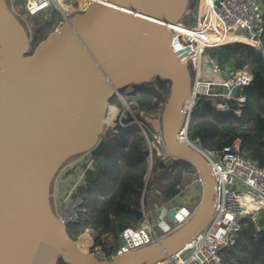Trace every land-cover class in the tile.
<instances>
[{
    "label": "water",
    "instance_id": "95a60500",
    "mask_svg": "<svg viewBox=\"0 0 264 264\" xmlns=\"http://www.w3.org/2000/svg\"><path fill=\"white\" fill-rule=\"evenodd\" d=\"M191 5L95 0L31 53L32 32L10 0H0V264H156L208 226L216 212L215 174L202 153L177 139L195 81L191 62L182 63L170 44ZM157 78L170 84L158 118L167 154L200 173V201L191 210L184 204L170 209L168 219L177 223L176 212H182V223L155 241L144 231L127 238L120 225L115 256L86 252L57 215L55 182L71 160L106 150L111 98ZM122 101L132 124L142 127L140 114ZM179 194L176 188L173 197ZM143 219L142 206L136 221Z\"/></svg>",
    "mask_w": 264,
    "mask_h": 264
},
{
    "label": "built area",
    "instance_id": "2783aa9c",
    "mask_svg": "<svg viewBox=\"0 0 264 264\" xmlns=\"http://www.w3.org/2000/svg\"><path fill=\"white\" fill-rule=\"evenodd\" d=\"M192 1L190 10L194 22L186 20L185 16V20L176 24L170 44L171 50L182 63L191 62L195 81L177 132V139L182 145L189 144L210 161L209 165L213 169L218 187L215 199L216 212L208 226L195 237L197 240L193 239L182 250L156 264H224L221 252L235 245L245 225L251 224L257 234L264 231V165L243 155L240 139H236L232 145L224 149L212 150L204 147L200 138H191L189 135L193 111L203 98L211 101L218 112L242 116L247 104L245 90L255 79L252 70L248 67L223 69L216 58L206 55V51L232 44H245L261 49L264 37V0ZM10 2L13 11L23 20L24 13L31 18H51L57 13L64 21L73 15L86 12L95 0H74L75 3L71 4H66L64 0H10ZM237 88L238 93L234 95ZM138 113L141 115L146 112L140 110ZM153 115L158 119L160 113ZM123 120V116H119L116 127H125ZM142 132L149 151V169H153L155 156L165 160L171 159L167 154L160 129L152 131L144 128ZM94 169V158L90 154L83 155L67 164L55 182V209L67 229L69 225L79 220L84 203L80 193L87 188L88 173ZM151 177L152 173L148 170L145 177L147 185ZM183 180L189 183L187 185L181 183L177 187L180 194L188 193L189 186H195L201 192L203 181L195 168L184 171ZM157 194L156 191L148 190L147 186H144L142 193L144 219L138 229H126L125 237L131 238L135 233L144 231L151 241H155L182 223L180 217L185 216L182 212H176L177 223L172 222L170 225L166 221L170 209L177 207L174 205L175 197L159 203L156 200ZM184 206L190 209L185 204ZM147 209L152 212L159 210L161 213L156 228L149 221ZM86 234H90L89 230ZM113 256L115 254L109 258Z\"/></svg>",
    "mask_w": 264,
    "mask_h": 264
},
{
    "label": "trees",
    "instance_id": "16d2710c",
    "mask_svg": "<svg viewBox=\"0 0 264 264\" xmlns=\"http://www.w3.org/2000/svg\"><path fill=\"white\" fill-rule=\"evenodd\" d=\"M62 21L63 18L54 13L50 20L42 24L36 22L31 53ZM211 50L223 69L248 67L255 79L245 90L247 104L241 117L218 112L211 101L203 98L193 111L189 135L200 138L203 146L212 150L224 149L240 139L243 155L264 165V37L261 49L232 44ZM133 87L136 89L134 94L124 91L120 94L134 110L150 114L161 112L170 89L168 81L157 78L149 84ZM114 104L116 107L122 105L116 95L110 100V106ZM123 122L125 127L117 126L104 138L106 150L93 157L95 169L88 173V186L80 193L84 203L79 220L68 227L70 238L76 242L87 230H94L97 234L95 246L107 252L113 247L107 248L106 241L115 240L117 248L108 256L118 251L120 225L126 229L139 228L136 211L142 206L145 177L149 170V151L142 131L137 124L128 125L132 118ZM186 170L191 171L193 167L181 160L155 156L147 189L158 193L157 202H166L173 198ZM221 257L224 264H264V231L256 234L251 224L245 225L235 245L223 250ZM59 264L68 263L60 260Z\"/></svg>",
    "mask_w": 264,
    "mask_h": 264
},
{
    "label": "rangeland",
    "instance_id": "374dc122",
    "mask_svg": "<svg viewBox=\"0 0 264 264\" xmlns=\"http://www.w3.org/2000/svg\"><path fill=\"white\" fill-rule=\"evenodd\" d=\"M66 4H71V3H75L74 0H64ZM18 8H21L20 6H18ZM193 12H195V10L193 9ZM25 15V23L27 24L28 26V29L29 31L32 32V34L34 33V24H42L44 23L46 20H50L51 18L49 17H34V18H31L29 17L26 13H24ZM192 13H191V10L188 9L187 13H186V20L188 19L189 21L191 22H194V18L192 17ZM185 20V19H184ZM33 22V23H32ZM206 55H209V56H212V50H207L206 51ZM119 97V96H118ZM119 99L121 100L122 102V105L121 107H116L115 105L117 104H114V106H110V110H109V113H108V117L106 119V130H107V134L110 133V132H113L116 128V125L118 123V118L119 116H123L124 118V121L129 118H132L131 115H129V110L126 108V106L123 105V101L124 98L123 97H119ZM125 101V100H124ZM131 109L135 112V114L137 115V113L139 112L138 110H134V108H132V104H131ZM140 121L142 122V127L143 129L145 128H148L150 130H154L156 131L160 129L159 127V123H158V119L156 118V115H153V114H150V113H144V114H141L140 115ZM134 121V119L132 118V122ZM132 122L128 125H132ZM135 124V123H134ZM124 125H126L124 123ZM139 126V125H138ZM142 127L139 126L140 130L142 131ZM143 133V132H142ZM107 136V135H106ZM73 160H71L69 163H72ZM68 163V164H69ZM189 192L186 193V194H180L178 196L175 197V203L174 205L175 206H181L183 203L188 206V207H195L197 205V203H199L200 201V190L195 187V186H189ZM147 215H148V218H149V221L151 222L152 225L155 226V228L157 227V221L160 219L161 217V213L159 210L155 211V212H152L150 211L149 209H147ZM166 221L172 225L173 223L168 219L166 218ZM257 234V233H256ZM96 232L94 230H92L90 232V234L88 235H82V237L77 241L80 245V247L86 251V252H97V251H100L102 252L106 258H109L108 254L115 251L116 248H117V245H116V242L115 240L113 239H109L106 241V246L107 248H110V247H113L112 251L110 252H107L104 248L102 247H98V246H92L90 247L91 245H93V242L96 240Z\"/></svg>",
    "mask_w": 264,
    "mask_h": 264
},
{
    "label": "flooded vegetation",
    "instance_id": "af4514ba",
    "mask_svg": "<svg viewBox=\"0 0 264 264\" xmlns=\"http://www.w3.org/2000/svg\"><path fill=\"white\" fill-rule=\"evenodd\" d=\"M33 23V22H32ZM35 25V24H34ZM122 91H124V92H127L128 94H134L135 92H136V89L134 88V87H129V88H127V89H125V90H122ZM121 92V91H120ZM138 114V113H137ZM109 134V133H108ZM107 134V135H108ZM106 137V136H105ZM105 137H103L102 138V140H104V138ZM95 243H96V240L93 242V245L92 246H95ZM91 246V247H92ZM119 248V247H118Z\"/></svg>",
    "mask_w": 264,
    "mask_h": 264
},
{
    "label": "crops",
    "instance_id": "0c3cea01",
    "mask_svg": "<svg viewBox=\"0 0 264 264\" xmlns=\"http://www.w3.org/2000/svg\"><path fill=\"white\" fill-rule=\"evenodd\" d=\"M188 183H189V182H188L187 180H185V181L182 180V184H183V185H187ZM142 206H143V204H142ZM142 206H141V208H142ZM137 224H138V227H139V224H140V223H137ZM91 231H92V229H89V233H90ZM87 233H88V232H87ZM84 235H85V234H84ZM86 235H88V234H86ZM91 246H92V245H91ZM91 246H90V247H91ZM112 255H114V254H112ZM112 255H111V256H112Z\"/></svg>",
    "mask_w": 264,
    "mask_h": 264
}]
</instances>
